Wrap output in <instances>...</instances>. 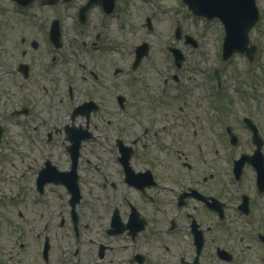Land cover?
<instances>
[{
    "label": "flooded vegetation",
    "instance_id": "1",
    "mask_svg": "<svg viewBox=\"0 0 264 264\" xmlns=\"http://www.w3.org/2000/svg\"><path fill=\"white\" fill-rule=\"evenodd\" d=\"M92 1L0 0V264H264V90L118 65Z\"/></svg>",
    "mask_w": 264,
    "mask_h": 264
},
{
    "label": "rangeland",
    "instance_id": "2",
    "mask_svg": "<svg viewBox=\"0 0 264 264\" xmlns=\"http://www.w3.org/2000/svg\"><path fill=\"white\" fill-rule=\"evenodd\" d=\"M255 1L262 14V21L254 30L249 31V42L259 47L254 57L259 60V64L253 72L246 70L247 67L243 62L246 57L238 52H234L228 60H222L221 46L224 31L218 18L208 21L204 17L197 16L182 0H130L125 5L128 7L126 9L129 11L128 16L111 19V37L118 44L116 62L122 65V62L129 58L128 52L132 45L145 41L151 46L149 57L160 66L162 63L166 64L167 59L173 58L172 53L165 46L170 45L184 56L185 62L183 63V60L180 62L184 73L199 76L202 71H212L213 74L214 69H218L220 77L218 84L222 81L219 90L228 91L229 96L236 97L241 89L264 90V85L262 88L252 85L253 81L249 76L250 73L253 74L256 82L264 79V0ZM146 16L152 17L151 29L145 24ZM95 17L92 19H98ZM70 22V18L66 19L65 27L70 29L72 27ZM177 26H181L182 34L191 35L199 46H191L183 37H174V28ZM198 80L200 81L201 78ZM212 83L215 85L214 78Z\"/></svg>",
    "mask_w": 264,
    "mask_h": 264
},
{
    "label": "water",
    "instance_id": "3",
    "mask_svg": "<svg viewBox=\"0 0 264 264\" xmlns=\"http://www.w3.org/2000/svg\"><path fill=\"white\" fill-rule=\"evenodd\" d=\"M188 5V8L193 13L206 16L207 18L218 17L224 24L225 35L222 43V57L227 59L235 51H244L249 55L253 50L247 48L248 31L258 19V9L255 0H183ZM93 3L92 0L88 5ZM147 25L150 26V21L147 19ZM176 36H180V27L176 29ZM186 42L195 44V41L188 35ZM148 49V44L143 42L137 46V59L143 57ZM174 59L179 65L183 58L182 54L172 48Z\"/></svg>",
    "mask_w": 264,
    "mask_h": 264
}]
</instances>
